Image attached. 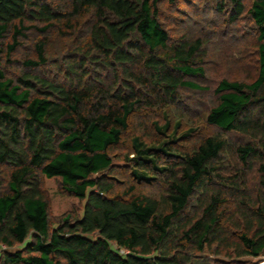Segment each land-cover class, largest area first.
Here are the masks:
<instances>
[{"label": "trees", "instance_id": "obj_1", "mask_svg": "<svg viewBox=\"0 0 264 264\" xmlns=\"http://www.w3.org/2000/svg\"><path fill=\"white\" fill-rule=\"evenodd\" d=\"M185 1L0 0V264H225L208 255L264 257V0L248 7L246 0H217L227 23L247 14L255 27L257 75L250 83L222 80L206 118L247 138L234 152L241 166L255 170V188L217 173L230 149L221 135L188 153L172 148L173 139L146 146L133 138L131 157L124 158L130 174L137 184L161 180L165 193L116 187L110 150L129 118L177 106L182 90H206L187 80L204 76L206 43L172 41L162 22L164 4ZM31 32L34 56L19 61L21 75L8 77L4 67L15 64ZM43 179H58L63 195L84 201L81 216L53 222Z\"/></svg>", "mask_w": 264, "mask_h": 264}, {"label": "rangeland", "instance_id": "obj_2", "mask_svg": "<svg viewBox=\"0 0 264 264\" xmlns=\"http://www.w3.org/2000/svg\"><path fill=\"white\" fill-rule=\"evenodd\" d=\"M250 3L251 0L245 1L247 7ZM217 7V0H186L175 8L167 7V4L163 5L162 22L172 41L178 42L185 37L194 40L199 38L206 43L201 65L205 71L204 76L187 79L206 90H182L179 93L180 103L177 106L169 110H143L135 112L129 118L127 131L120 143L110 150L112 157H115L113 159L115 178L121 182L116 185L117 189L122 190L134 185L140 193L148 196L160 197L165 193V186L161 180L151 184H137L130 174V167L124 158L131 157L133 138H139L146 146H157L159 143L173 139L175 142L170 145L172 148L180 153H188L202 140L215 135H221L230 145V149L218 160L217 173L224 177L237 175L245 181L244 183L251 191L255 188L257 184L255 170H248L241 166L234 152V148L246 143L247 138L233 133L226 134L208 125L206 118L209 110L216 103L217 96L214 91L222 80L246 83L255 80L258 59L257 31L247 14H244L235 24H229L226 22L225 15ZM35 35L36 33L31 32L28 36L29 40H26L15 53L12 58L15 64L4 67L8 77L17 78L21 75L23 69L19 61L34 56L32 41ZM59 47V44L54 43V53ZM53 60L50 59L48 69ZM165 126L167 129L164 131ZM42 189L47 197L49 215L53 222L67 213L81 216L84 201L63 195L58 179H43ZM233 211L234 207L230 208L229 213L232 214ZM228 233H232L233 238L236 230L229 227ZM17 248L21 246L12 250ZM205 254L208 255V253ZM208 256L211 260L222 261L225 264H264V257L231 261L230 258L223 257L224 255L218 258Z\"/></svg>", "mask_w": 264, "mask_h": 264}]
</instances>
